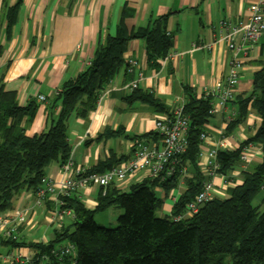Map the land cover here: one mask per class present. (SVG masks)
<instances>
[{
	"label": "trees",
	"instance_id": "1",
	"mask_svg": "<svg viewBox=\"0 0 264 264\" xmlns=\"http://www.w3.org/2000/svg\"><path fill=\"white\" fill-rule=\"evenodd\" d=\"M18 3L5 12L6 35L16 21ZM120 23L113 36L106 34L93 51L89 64L74 77L65 80L55 96L46 105L48 127L33 135L26 134V125L33 119L38 104L34 99L21 106L14 92L4 90L0 82V213L11 210L15 196L33 191L45 176V168L52 161L61 165L70 154L67 124L71 117L85 119L93 110L101 93L125 67L123 53L131 39H143L147 60L157 66L156 60L169 52L172 40L167 35L168 14L151 18L144 26L128 30ZM211 96L196 94L185 87L182 114L188 119L186 149L170 176L145 178L131 184L127 190L107 186L96 197V206L87 208L79 190L61 197L59 207L69 208L74 218L53 229L48 242L2 239L9 247H27L32 254L24 264H71V259L60 261L51 250L62 242L75 246L74 264H264V207L254 206L250 200L264 187V65L253 74L250 94L239 100L238 112L228 121L229 131L242 122L251 111L259 118L254 133L234 149H218V171L223 175L240 166L242 148L257 143L262 150L258 162L240 169V182L228 186L224 196L214 195L198 206V210L185 218L175 220L201 188L205 180L199 167L202 134L208 122ZM126 103L142 102L155 111L170 115L172 109L152 92L133 88L120 96ZM119 131L107 129L97 139L112 136ZM157 137L149 132L140 137ZM126 160L113 155L99 161L87 172H104L112 165ZM181 165L187 167L183 188L173 202L169 216L156 215L162 204L155 188L166 193L178 188ZM229 176V175H228ZM264 205V197L262 198ZM109 207L122 210L115 227L97 224L94 215ZM227 255L228 259L224 258Z\"/></svg>",
	"mask_w": 264,
	"mask_h": 264
},
{
	"label": "crops",
	"instance_id": "2",
	"mask_svg": "<svg viewBox=\"0 0 264 264\" xmlns=\"http://www.w3.org/2000/svg\"><path fill=\"white\" fill-rule=\"evenodd\" d=\"M256 1L0 0V82L4 90L14 92L19 105L23 106L31 99L36 101L38 107L33 119L26 125V134L40 133L48 127V101L65 80L74 77L88 65L96 44L106 34H115L123 10H126L123 22L128 30L146 25L155 16L168 14L166 30L172 45L165 57L156 60L157 66L147 60L143 39L129 40L123 59L126 68L129 60L136 62L132 71L128 72L123 67L101 93L96 107L86 118L71 117L67 124L74 168L89 169L111 155L115 159H128L135 139L159 145L158 137L140 136L154 133L155 120L165 114L155 111L146 103H126L120 96L129 93L132 90L130 84L135 83V88L152 92L168 108H173L184 103L185 87L199 95L222 84L227 77L234 49L228 46V41L220 40L223 32L219 31V24L228 20L234 26L245 21L248 8ZM16 3V21L7 36L4 12ZM262 8L264 15V5ZM239 37L238 34L235 38L239 40ZM236 56L241 68L233 100L227 103L225 110L209 117L204 126L208 138L202 142L200 152L216 147L222 138L229 149H234L251 136L259 124V118L249 111L242 122L228 131L226 118L236 116L239 100L251 92L253 74L264 65V33L250 47L244 46ZM40 95L45 98L44 101L37 99ZM214 100L212 97L211 101ZM106 129L119 133L97 139ZM251 145L258 146L257 143ZM259 160L260 157L255 156L248 164L240 162L236 168L238 171H232L234 175L230 176H234L235 182L239 183V170ZM198 163L204 175L203 156L199 157ZM45 176L57 183L65 179L58 161L48 164ZM145 178V174L139 172L123 181H114L110 186L127 190L131 184ZM226 178L227 175L223 177L219 174L213 177L214 195L224 194L225 189L221 186ZM182 188L183 184L178 190L168 193L155 188L156 195L162 200L158 216L170 215L173 198ZM78 190L85 206L94 208L100 188L87 186ZM12 204L11 209L25 207L28 210L27 222L18 227L19 241L48 242L53 229L70 221L63 217L56 224L42 209L30 210L31 190L18 193ZM46 205L49 206H46L48 210L55 207L53 200ZM12 249L0 243L1 254Z\"/></svg>",
	"mask_w": 264,
	"mask_h": 264
},
{
	"label": "built area",
	"instance_id": "3",
	"mask_svg": "<svg viewBox=\"0 0 264 264\" xmlns=\"http://www.w3.org/2000/svg\"><path fill=\"white\" fill-rule=\"evenodd\" d=\"M263 5L264 0H257L250 5L247 18L245 21H240L237 25L233 26L228 20H223L219 24V31L223 32L220 40L228 41V46L234 49V56L224 82L222 84H217L211 90L205 91L206 95L215 98L210 104L209 113L211 114L222 112L226 109L227 103L233 100L241 68V62L236 55L244 46L247 48L254 44L262 33H264ZM238 34L240 35L239 40L235 38ZM135 63V61L129 60L126 70L131 72ZM129 87L133 89L136 87V84L131 83ZM37 99L39 101L45 100L41 95L38 96ZM226 120L231 121L232 116L227 117ZM187 128L188 119L182 114V105L175 106L170 115L159 117L154 122V131L157 133L159 145L156 143H148L142 139H135L132 142L130 157L112 165L104 172H87V169L82 167L74 168L72 156L69 154L66 160L60 165L65 179L57 183L44 176L36 189L31 191L33 204L30 210L32 208L42 209L43 212L47 213L50 221L56 224H58L63 217L71 221L74 218V212L69 208H60L59 204L61 197H65L75 190L87 186H96L104 190L114 181H123L139 172H143L146 178H161V176L164 175H172L179 161V155L186 149ZM201 138L205 141L208 137L206 134H202ZM220 148H228L223 138L216 147L206 152L199 153V157L203 156L204 158L202 168L205 180L198 193L186 204L184 211L174 216L175 220L194 214L198 210L199 205L210 200L214 196L215 187L213 177L218 174L221 175L218 171L219 166L216 159L217 150ZM261 155V147L249 143L242 148L240 162L248 163L253 157H261ZM179 171L181 180L178 188L183 184V178L187 174V167L181 165ZM228 184L231 185L230 183ZM178 195L173 198L174 201ZM50 200H53L55 203V207L52 210L46 208V204L49 203ZM27 211L25 207H21L0 214V238L18 239V227L27 222ZM21 250L22 249L19 247H16L9 252L0 253V264L26 263L30 259L32 252L27 247ZM51 253L59 261L63 257H68L71 259V264H74L73 258L76 255V251L75 246L70 242L56 245L51 250ZM43 264H48L47 260L44 261Z\"/></svg>",
	"mask_w": 264,
	"mask_h": 264
},
{
	"label": "rangeland",
	"instance_id": "4",
	"mask_svg": "<svg viewBox=\"0 0 264 264\" xmlns=\"http://www.w3.org/2000/svg\"><path fill=\"white\" fill-rule=\"evenodd\" d=\"M199 164V163H198ZM246 164V163H245ZM248 164V163H247ZM232 171H238L237 169H234ZM229 172V176L227 175V178H226V181L224 180V184L223 186H221L222 188L225 189L226 191V185L228 183H230L231 185L233 184V180L231 179H234V176H230V175H234L233 172ZM240 172V170H239ZM220 173V172H219ZM221 174V173H220ZM223 175V174H221ZM239 177H240V174H238ZM224 177L226 175H223ZM227 183V184H226ZM225 186V187H224ZM230 186V185H228ZM215 187V185H214ZM178 190V189H177ZM222 190V189H220ZM181 193V192H180ZM219 195V194H218ZM225 195V192L223 195H220V196H224ZM264 197V188H262L260 191H258L253 197L252 199L250 200L251 204L254 205V206H257V205H261V208L262 209L264 207V205L262 204V198ZM33 204V203H32ZM122 213V210L117 208V207H109L107 208L106 210L104 211H101V212H97L95 215H94V219L95 221L97 222V224L99 225H102V226H106V227H115L116 225V219L118 217L119 214ZM156 215H158V213H156ZM48 217V216H47ZM41 227V226H40ZM36 236H39L37 233H35ZM62 243H65V242H62ZM224 258L227 260L228 257L227 255H224Z\"/></svg>",
	"mask_w": 264,
	"mask_h": 264
}]
</instances>
